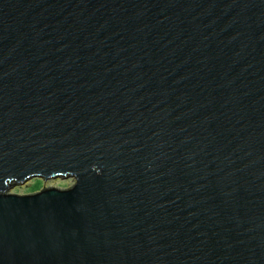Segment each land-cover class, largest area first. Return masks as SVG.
<instances>
[{
	"label": "water",
	"instance_id": "water-1",
	"mask_svg": "<svg viewBox=\"0 0 264 264\" xmlns=\"http://www.w3.org/2000/svg\"><path fill=\"white\" fill-rule=\"evenodd\" d=\"M0 264H264V0H0Z\"/></svg>",
	"mask_w": 264,
	"mask_h": 264
},
{
	"label": "rangeland",
	"instance_id": "rangeland-1",
	"mask_svg": "<svg viewBox=\"0 0 264 264\" xmlns=\"http://www.w3.org/2000/svg\"><path fill=\"white\" fill-rule=\"evenodd\" d=\"M74 182V179L71 177L66 178H52L43 180L41 178H33L29 181L24 182L23 184L16 185L10 188L7 192L14 194H30L36 191H39L42 188L47 187H56V188H68Z\"/></svg>",
	"mask_w": 264,
	"mask_h": 264
}]
</instances>
